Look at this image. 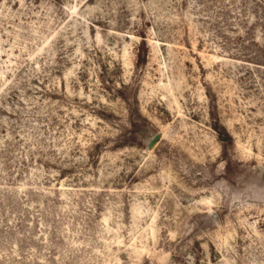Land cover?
I'll return each mask as SVG.
<instances>
[{"label":"rangeland","instance_id":"374dc122","mask_svg":"<svg viewBox=\"0 0 264 264\" xmlns=\"http://www.w3.org/2000/svg\"><path fill=\"white\" fill-rule=\"evenodd\" d=\"M0 264H264V0H0Z\"/></svg>","mask_w":264,"mask_h":264},{"label":"water","instance_id":"95a60500","mask_svg":"<svg viewBox=\"0 0 264 264\" xmlns=\"http://www.w3.org/2000/svg\"><path fill=\"white\" fill-rule=\"evenodd\" d=\"M159 138V134H155L147 143V148L150 149L152 147V145L157 141V139Z\"/></svg>","mask_w":264,"mask_h":264}]
</instances>
